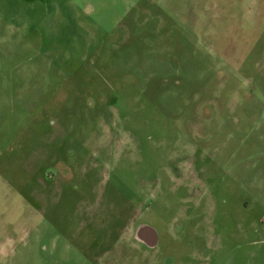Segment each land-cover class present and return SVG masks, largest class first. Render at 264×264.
Segmentation results:
<instances>
[{
	"label": "rangeland",
	"instance_id": "obj_1",
	"mask_svg": "<svg viewBox=\"0 0 264 264\" xmlns=\"http://www.w3.org/2000/svg\"><path fill=\"white\" fill-rule=\"evenodd\" d=\"M0 264H264V0H0Z\"/></svg>",
	"mask_w": 264,
	"mask_h": 264
},
{
	"label": "flooded vegetation",
	"instance_id": "obj_2",
	"mask_svg": "<svg viewBox=\"0 0 264 264\" xmlns=\"http://www.w3.org/2000/svg\"><path fill=\"white\" fill-rule=\"evenodd\" d=\"M113 101H115V99L113 100H110L109 101V103H108V107H110L112 104H113ZM111 129H112V124L109 126ZM52 130H54L53 131V133L55 134L54 136H57V138L56 139H59L58 138V136H59V133H58V129H59V127H56V126H53L52 128H51ZM114 129V128H113ZM53 157V156H52ZM44 164V162H42V165ZM52 167H56V166H54V165H52L51 166V164L49 163V165H46V167H42L41 166V171H40V178H39V180H38V182H39V184L41 185V186H44V185H46L47 183H50L51 181H52V183H54V182H56V181H65V178H63L62 176H61V174L58 172V171H56L54 168H52ZM58 167H63V166H58ZM102 204V203H101ZM90 211V210H89ZM102 211V209H100V211L98 212V213H96V214H94V215H97V214H104V212H101ZM120 212H118V211H116V215H115V217H114V219H113V221H115V220H120ZM93 214H91V212H90V216H92ZM139 226L140 225H138L137 223H136V225H135V233H134V239H135V241L137 242V243H139L140 245H142V247H144L145 249H147V250H155V248L157 247H154V248H152V247H150L149 246V244H148V242L150 241V235H143V236H141L140 235V231H139ZM135 260H137V257H136V259ZM134 260V261H135ZM118 262V261H117Z\"/></svg>",
	"mask_w": 264,
	"mask_h": 264
},
{
	"label": "water",
	"instance_id": "obj_3",
	"mask_svg": "<svg viewBox=\"0 0 264 264\" xmlns=\"http://www.w3.org/2000/svg\"><path fill=\"white\" fill-rule=\"evenodd\" d=\"M140 235H150V241L148 242L149 246L154 248L158 244V234L156 230L151 227L140 225L139 227Z\"/></svg>",
	"mask_w": 264,
	"mask_h": 264
}]
</instances>
